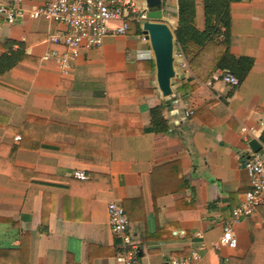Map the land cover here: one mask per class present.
Instances as JSON below:
<instances>
[{
	"label": "crops",
	"instance_id": "1",
	"mask_svg": "<svg viewBox=\"0 0 264 264\" xmlns=\"http://www.w3.org/2000/svg\"><path fill=\"white\" fill-rule=\"evenodd\" d=\"M162 1L163 21L176 31L178 0ZM47 2L24 0L25 14L14 24L0 15V57L20 54L0 75V264H120L112 202L122 204L143 264L183 259L200 247L198 264H264V206L232 222L249 189V143L264 146V0L231 5L230 53L254 62L245 81H212L218 71L199 79L177 44L183 59L176 57L171 98L158 89L138 21L102 47L82 50L62 76L43 57L65 51L50 38L66 27L30 16ZM138 7L142 12L146 3ZM196 20L203 31L201 1ZM158 105L166 133L149 131ZM243 126L257 130L249 143ZM76 171L88 180L76 179ZM228 225L237 248L216 249Z\"/></svg>",
	"mask_w": 264,
	"mask_h": 264
},
{
	"label": "built area",
	"instance_id": "2",
	"mask_svg": "<svg viewBox=\"0 0 264 264\" xmlns=\"http://www.w3.org/2000/svg\"><path fill=\"white\" fill-rule=\"evenodd\" d=\"M23 1L11 0L10 4L0 6V15L7 23L14 24L24 16ZM138 2L139 0H48L45 6L30 12V16L33 19L44 18L64 25L66 30L51 36L50 42L63 46L65 51H51L43 57V60L54 61L62 76H69L74 62L79 58L82 50L102 47L109 35H125L129 31L131 21L139 22L144 18L141 17ZM142 41L148 43L144 35ZM176 57L183 59V54L176 51ZM181 66L186 68L183 61H181ZM211 80L222 82L231 87L239 86L238 79L226 70L216 72ZM191 114L192 112H188L186 116ZM256 131L255 128L243 126L241 128L243 140L249 143L255 138ZM15 140L20 141L21 137L18 136ZM245 170L249 189L244 195L243 203L232 212V222L234 223L255 216L258 210L264 206V146L259 152L252 153L245 161ZM73 176L81 181L88 180L87 174L83 171H76ZM108 214L112 232L121 242V250L116 257L117 262L120 264H143L138 249L127 233L129 221L122 204L110 203ZM197 237L201 238V235ZM237 245L238 241L232 225L226 226L216 249L234 250ZM204 250V247H200L186 258H173L162 264H198L202 260L201 252Z\"/></svg>",
	"mask_w": 264,
	"mask_h": 264
},
{
	"label": "trees",
	"instance_id": "3",
	"mask_svg": "<svg viewBox=\"0 0 264 264\" xmlns=\"http://www.w3.org/2000/svg\"><path fill=\"white\" fill-rule=\"evenodd\" d=\"M201 1L205 15V28L197 29L196 8ZM247 0H178L179 23L175 31L177 44L190 60V66L197 77L205 80L216 71L232 73L242 84L247 78L253 60L236 58L230 53L231 47V5ZM141 34V31L138 30ZM22 49V46L20 47ZM20 62L19 52L11 51L0 57V75L5 74ZM204 72L202 74V71ZM164 106L151 109L150 132L166 133L168 121L163 115ZM264 142V135H263Z\"/></svg>",
	"mask_w": 264,
	"mask_h": 264
},
{
	"label": "water",
	"instance_id": "4",
	"mask_svg": "<svg viewBox=\"0 0 264 264\" xmlns=\"http://www.w3.org/2000/svg\"><path fill=\"white\" fill-rule=\"evenodd\" d=\"M143 1L146 3V8L141 12V17L144 18L139 21L140 28L153 51L158 89L164 98H171L172 81L176 77L175 30L163 21L167 10L162 0ZM249 146L253 152L262 149V145L257 140H252Z\"/></svg>",
	"mask_w": 264,
	"mask_h": 264
},
{
	"label": "rangeland",
	"instance_id": "5",
	"mask_svg": "<svg viewBox=\"0 0 264 264\" xmlns=\"http://www.w3.org/2000/svg\"><path fill=\"white\" fill-rule=\"evenodd\" d=\"M131 29H132V30H135V29H136V26H135L134 23H131Z\"/></svg>",
	"mask_w": 264,
	"mask_h": 264
}]
</instances>
